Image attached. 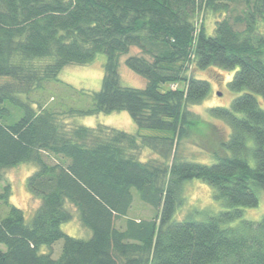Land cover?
<instances>
[{
    "label": "trees",
    "instance_id": "16d2710c",
    "mask_svg": "<svg viewBox=\"0 0 264 264\" xmlns=\"http://www.w3.org/2000/svg\"><path fill=\"white\" fill-rule=\"evenodd\" d=\"M208 12L218 17L212 32ZM101 53L104 75L92 105L67 114L128 111L138 128L162 135L66 128L58 112L22 98ZM123 61L144 87L122 83ZM210 66L237 67L229 85L239 95L210 110L230 124L221 141L227 154L211 164L178 159L175 140L197 119L188 106L210 91L194 71ZM144 147L164 160H142ZM22 163L37 166L28 184L42 203L28 223L9 201L10 184L3 187L0 264H264V217L242 218L264 191V0H0V181ZM195 178L214 187L224 209L175 220L183 186ZM132 189L156 209L153 217L130 216ZM67 203L89 238L62 229L73 217ZM44 245L51 251L42 252Z\"/></svg>",
    "mask_w": 264,
    "mask_h": 264
},
{
    "label": "rangeland",
    "instance_id": "374dc122",
    "mask_svg": "<svg viewBox=\"0 0 264 264\" xmlns=\"http://www.w3.org/2000/svg\"><path fill=\"white\" fill-rule=\"evenodd\" d=\"M217 18L216 15L209 12L204 17L210 32H212ZM133 51L136 52L135 50ZM125 57L124 55L122 60ZM105 59V54L101 53L91 64L68 65L60 71L57 80L46 82L43 89L31 92L28 97L22 96V98L33 102L36 108L46 107L58 112L60 120L64 122L66 128L80 125L96 127L101 124L125 130L129 133L140 131L142 135H162L163 131L161 130L138 128L128 111L76 117L67 114L70 108H84L92 105L91 94L99 90L102 85ZM236 69L237 67L225 69L218 66H210L204 70L194 71L195 76L210 82V91L201 102L188 106L189 111L197 119L196 124L189 128L188 135L175 140L176 143L172 152L175 153L178 159L211 164L217 161V156L227 154V151L221 145V141L230 134V124L226 120L214 117L210 110L217 106L230 107L233 99L239 95V92L233 91L229 85ZM120 74L124 85L139 88L146 85V80L125 66L124 61ZM171 86V83H164L162 88L167 89ZM177 87L184 88L185 82L178 83ZM139 151V157L142 160H164L160 150L144 147ZM51 157L53 159L48 157V160L54 161V156ZM36 169L37 166L33 163H22L4 170L3 179L0 181V192L3 191L5 185L10 184L9 201L23 209L28 223L31 222L36 209L42 203L39 197L31 193L28 184L29 176ZM214 191L213 186L201 179L187 180L181 194L183 201L177 208L174 219L182 220L195 209L200 211L212 210L213 212L223 210V203L214 197ZM132 192L134 200L129 212L130 216L137 218L153 217L157 212L156 209L150 204L143 202L136 189H132ZM258 195V206L244 208L243 219L260 221L264 217V191L260 190ZM67 208L72 212L73 217L70 221L62 224L64 232L78 238H89L92 232L82 224L77 209L70 203H67ZM6 212L7 207L0 201V214L4 215ZM197 217H203V215L197 214ZM240 221L241 219L233 221L231 225L238 224ZM123 222L124 220H120L117 224L121 225ZM62 246L63 240H58L54 243L53 257L57 258L61 254ZM41 251L50 252L51 250L44 245L41 247Z\"/></svg>",
    "mask_w": 264,
    "mask_h": 264
}]
</instances>
